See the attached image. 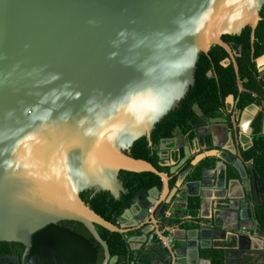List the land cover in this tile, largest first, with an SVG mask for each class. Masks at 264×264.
<instances>
[{
  "label": "water",
  "instance_id": "obj_1",
  "mask_svg": "<svg viewBox=\"0 0 264 264\" xmlns=\"http://www.w3.org/2000/svg\"><path fill=\"white\" fill-rule=\"evenodd\" d=\"M263 6L264 0H0V242L23 246L22 264H97L96 249L59 225L76 222L103 249L102 264H116L96 226L124 235L132 220L145 221L150 205L155 220L170 207L169 178L132 158L131 147L143 137L151 145L156 124L193 86L200 53L217 45L233 58L222 36L245 27L253 41ZM121 171L155 174L162 189L134 198L113 225L79 195L118 198L125 192ZM162 223L168 226L166 218ZM159 238L167 241L165 261L188 264L176 254L186 250L185 240ZM128 242L136 253L138 238Z\"/></svg>",
  "mask_w": 264,
  "mask_h": 264
},
{
  "label": "flooded vegetation",
  "instance_id": "obj_2",
  "mask_svg": "<svg viewBox=\"0 0 264 264\" xmlns=\"http://www.w3.org/2000/svg\"><path fill=\"white\" fill-rule=\"evenodd\" d=\"M260 17V22H264V6ZM234 36L237 35L222 36L233 58L217 45L208 49L209 52L218 47L226 53L225 57L216 58L217 65L208 52L204 54L205 90L199 92L202 102H194L191 114L175 126L170 136L159 138L153 145L156 169L169 178L170 207L159 220H155V204L147 208L145 221L139 224L132 220V227L123 235L127 244L123 258L110 254V258H118L116 264H184L168 262L167 241L162 242L159 233L173 240H185L186 250L177 249L176 242L174 247L176 254L186 255L188 264H264V194L260 170L264 169V52L254 57L256 49L250 33L252 73L259 84V88L252 87L249 80L241 78L237 60L242 56V46L236 39L228 38ZM258 59L260 68L256 65ZM230 68L233 77L224 74ZM156 188L160 191L162 182ZM59 225L66 228L64 222ZM166 228L172 231L171 235ZM75 233L96 249L97 264H102L104 252L100 245L91 242L85 232ZM131 237L139 240L132 245L136 253L129 248ZM23 253L22 245L0 242V260H8L6 264H15L14 257L22 264Z\"/></svg>",
  "mask_w": 264,
  "mask_h": 264
},
{
  "label": "trees",
  "instance_id": "obj_3",
  "mask_svg": "<svg viewBox=\"0 0 264 264\" xmlns=\"http://www.w3.org/2000/svg\"><path fill=\"white\" fill-rule=\"evenodd\" d=\"M250 33V28L245 27L239 35L228 38L231 40L236 39L237 43L242 46V56L237 60L242 80H249L252 87L259 88V84L256 83L252 73L254 66L251 61L252 54ZM222 39L226 40L225 37H222ZM254 48L256 49L254 57H258L264 52V22H259L255 29ZM208 55L213 57L214 63L217 65V59L225 57L226 53L218 47H212L209 50ZM206 60V55L200 53L196 63L193 86L190 87L187 95L180 105L174 111L170 112L160 123L156 124L155 129L150 135L151 145H149V142L145 137L134 142L129 153L132 158L145 160L157 168V156L156 152L152 148L153 145L159 140V138L170 136L175 126L178 125L183 118L191 114V107L194 102L198 100L202 102L201 98L199 99V97L202 96L199 92L204 89L205 85L204 73L206 68L203 66ZM224 74L227 77H233V69L230 68L228 71H225ZM247 102L248 101L245 103ZM260 170L262 173V186L264 194V169ZM118 179L122 183L125 190V192L121 193L118 198H113L108 192L93 194L92 191H86L79 195L81 200L88 205L93 212L113 225H119L121 215L130 207L131 201L134 198L153 187L161 186L159 177L149 172L133 173L121 171L118 175ZM64 225L66 229L70 231L85 232L91 242L99 247V245L93 240L81 224L76 222H64ZM96 230L100 238L106 242L110 254L123 258L127 248L124 236L118 233L109 232L98 226H96ZM13 245L21 246L17 243H13Z\"/></svg>",
  "mask_w": 264,
  "mask_h": 264
}]
</instances>
